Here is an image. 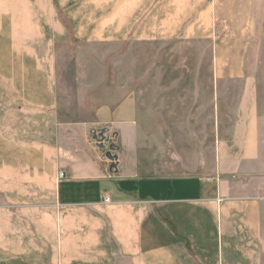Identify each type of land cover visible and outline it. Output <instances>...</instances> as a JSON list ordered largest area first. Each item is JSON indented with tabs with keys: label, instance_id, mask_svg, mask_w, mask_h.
I'll return each mask as SVG.
<instances>
[{
	"label": "crops",
	"instance_id": "obj_1",
	"mask_svg": "<svg viewBox=\"0 0 264 264\" xmlns=\"http://www.w3.org/2000/svg\"><path fill=\"white\" fill-rule=\"evenodd\" d=\"M138 1L0 0V264H264V0L198 4L187 31L156 35L209 44V104L231 128L203 177L120 159L140 130L119 81L60 97L57 44L119 43Z\"/></svg>",
	"mask_w": 264,
	"mask_h": 264
},
{
	"label": "rangeland",
	"instance_id": "obj_2",
	"mask_svg": "<svg viewBox=\"0 0 264 264\" xmlns=\"http://www.w3.org/2000/svg\"><path fill=\"white\" fill-rule=\"evenodd\" d=\"M212 1L139 0L141 6L134 13L130 34L122 36L119 43L92 42L74 36L70 42L57 44L62 102L71 104L74 87L81 85L97 87L104 83L98 89L104 92L106 86L119 81L126 91V107L135 114L129 113L126 118L136 123L140 136L123 137L117 142L118 147L124 146L119 153L124 163L134 153L145 164L151 161L156 175L203 177L213 173L222 136L231 124L214 119L213 106L209 104V44L165 41L156 36L180 31L181 26L187 31L198 4L204 9ZM145 10L151 14L145 15ZM196 52H201L200 58ZM198 64L204 65L207 73L200 80L193 72ZM198 88L199 101L195 95ZM177 94L183 96V104H175ZM163 96H168L167 105L161 104Z\"/></svg>",
	"mask_w": 264,
	"mask_h": 264
},
{
	"label": "water",
	"instance_id": "obj_3",
	"mask_svg": "<svg viewBox=\"0 0 264 264\" xmlns=\"http://www.w3.org/2000/svg\"><path fill=\"white\" fill-rule=\"evenodd\" d=\"M101 139L99 140L101 143V148H106V145H104L103 140L105 139L103 133H100ZM97 139V137H95ZM116 146L115 144H112L109 148V151L106 154V158L112 162L111 169H116L117 168V161H118V156L114 155L112 152L115 150Z\"/></svg>",
	"mask_w": 264,
	"mask_h": 264
},
{
	"label": "built area",
	"instance_id": "obj_4",
	"mask_svg": "<svg viewBox=\"0 0 264 264\" xmlns=\"http://www.w3.org/2000/svg\"><path fill=\"white\" fill-rule=\"evenodd\" d=\"M61 177H63V173H61ZM104 201H105V202H109L110 200H109V198L107 197V198L104 199Z\"/></svg>",
	"mask_w": 264,
	"mask_h": 264
}]
</instances>
